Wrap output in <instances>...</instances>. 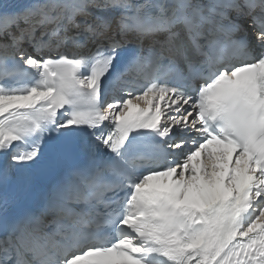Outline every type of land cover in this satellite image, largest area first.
Segmentation results:
<instances>
[{"label":"snow or ice","instance_id":"snow-or-ice-1","mask_svg":"<svg viewBox=\"0 0 264 264\" xmlns=\"http://www.w3.org/2000/svg\"><path fill=\"white\" fill-rule=\"evenodd\" d=\"M0 264H264V0H0Z\"/></svg>","mask_w":264,"mask_h":264}]
</instances>
